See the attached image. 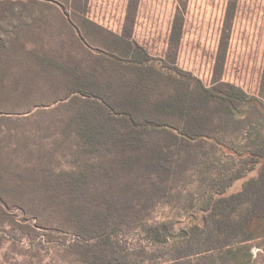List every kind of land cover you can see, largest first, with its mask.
<instances>
[{
    "label": "rangeland",
    "instance_id": "374dc122",
    "mask_svg": "<svg viewBox=\"0 0 264 264\" xmlns=\"http://www.w3.org/2000/svg\"><path fill=\"white\" fill-rule=\"evenodd\" d=\"M196 80L246 99L230 112ZM169 99L177 113L157 109ZM97 100L112 114L89 139ZM122 111L168 129L131 144ZM262 148L264 0H0V264H232L199 244V220L252 209L231 200ZM244 227L264 264V219Z\"/></svg>",
    "mask_w": 264,
    "mask_h": 264
},
{
    "label": "trees",
    "instance_id": "16d2710c",
    "mask_svg": "<svg viewBox=\"0 0 264 264\" xmlns=\"http://www.w3.org/2000/svg\"><path fill=\"white\" fill-rule=\"evenodd\" d=\"M132 57L133 59L131 62L135 64H144L149 60V56L139 46L135 47ZM195 82L196 89L204 99L221 103L225 105L230 112L234 111V102L236 99H246V95L238 89L231 88L233 89L231 92H228L225 96H220L212 92L210 89L205 88L200 81L196 80ZM77 92L81 97H91V93H88L85 89ZM96 98L100 99V97ZM156 107L164 112H170L173 114L178 112L176 101L172 99L162 101L161 103H158ZM108 114L111 116L112 112L107 110L105 104L98 100L96 101L94 107L87 108L83 111L81 118L85 120L84 131L89 139L98 137L101 134L100 129H102V126L106 125V119L108 120L106 115ZM119 116L120 119L117 118L116 122L118 121L129 128L127 135L129 139L128 141L131 144L133 142L140 144V135L148 128L153 130L168 129V126L165 124L139 121L133 114L127 111L120 112ZM161 157L162 156L160 155V158ZM251 160L252 171H254V175L250 180L251 182L247 183V185L237 194L233 195L231 202L236 206L248 202L252 209L244 215L240 221L233 223L230 220L222 221L220 219H214L218 205H211L205 209L204 214L201 215L199 220V224L204 226L201 227L202 232L200 237H202V240L198 241L200 237L196 235V231L199 227H194L191 230L194 239H196L205 250L223 251L220 258L227 259L231 256L232 264H251L252 246L250 245V242L255 239V233L247 231L246 229H248V227L244 226L253 220L264 219V148L257 151ZM213 223L216 224V227H210V224ZM147 233L149 239L160 244H166L168 238L170 237L168 227L149 228ZM240 234H243L242 241L240 242L243 246L240 249H234V247H231L228 244V238L235 237ZM241 252H244L246 255V260L244 258L245 256H241ZM181 258L182 257L178 255L172 264H183L182 261H180Z\"/></svg>",
    "mask_w": 264,
    "mask_h": 264
}]
</instances>
